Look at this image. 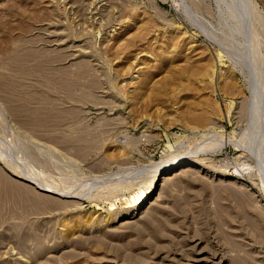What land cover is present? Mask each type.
I'll list each match as a JSON object with an SVG mask.
<instances>
[{
	"label": "rangeland",
	"instance_id": "obj_1",
	"mask_svg": "<svg viewBox=\"0 0 264 264\" xmlns=\"http://www.w3.org/2000/svg\"><path fill=\"white\" fill-rule=\"evenodd\" d=\"M0 264H264V0H0Z\"/></svg>",
	"mask_w": 264,
	"mask_h": 264
},
{
	"label": "bare ground",
	"instance_id": "obj_2",
	"mask_svg": "<svg viewBox=\"0 0 264 264\" xmlns=\"http://www.w3.org/2000/svg\"><path fill=\"white\" fill-rule=\"evenodd\" d=\"M194 45V44H193ZM137 77V76H136ZM184 161H175V162H171L169 163L166 168L163 170V172L161 173V176L159 177L161 180L163 181H167L170 180L172 178V172L174 170H180V169H185V170H195L196 167L194 166V164H185L184 165ZM201 170V169H200ZM45 187V186H44ZM154 188V187H153ZM44 189V188H43ZM49 189V188H48ZM53 191V190H52ZM147 196V195H146ZM138 206V205H137Z\"/></svg>",
	"mask_w": 264,
	"mask_h": 264
}]
</instances>
